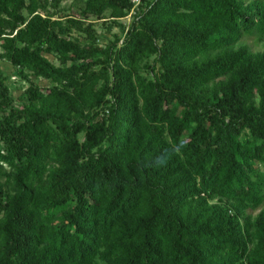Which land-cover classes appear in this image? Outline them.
<instances>
[{"label":"trees","instance_id":"obj_1","mask_svg":"<svg viewBox=\"0 0 264 264\" xmlns=\"http://www.w3.org/2000/svg\"><path fill=\"white\" fill-rule=\"evenodd\" d=\"M60 2L0 0V264H264V0Z\"/></svg>","mask_w":264,"mask_h":264},{"label":"rangeland","instance_id":"obj_2","mask_svg":"<svg viewBox=\"0 0 264 264\" xmlns=\"http://www.w3.org/2000/svg\"><path fill=\"white\" fill-rule=\"evenodd\" d=\"M80 4V0H61L60 2V7L57 10V13L55 14V16H60L63 15L65 13H74L77 14V10H76V6ZM133 17V11L129 12L128 15L122 19H120L119 21L121 22L122 25H124L125 27H127L129 25V23L131 22ZM89 20H92L95 26V29L97 31V33H99L101 35V38L103 40L100 41L101 44L106 43V41H108L109 39L113 38V34L114 33H121L122 28L120 26H113L110 30H108L107 27L103 26V20L101 19H96V18H90ZM73 35L78 36L77 33H73ZM79 39H82L81 36H78ZM241 42L247 43L248 45H250V48L252 50H260L262 49V43H256L252 38H244L242 39ZM52 58V57H50ZM52 60H54L52 58ZM54 62H56L54 60ZM2 68L7 72V73H12L13 69L12 67L7 64L4 61H0ZM140 70L144 72V62H142ZM15 95H18V90H14ZM264 206V203L255 211H248L251 214H256L257 211Z\"/></svg>","mask_w":264,"mask_h":264},{"label":"built area","instance_id":"obj_3","mask_svg":"<svg viewBox=\"0 0 264 264\" xmlns=\"http://www.w3.org/2000/svg\"><path fill=\"white\" fill-rule=\"evenodd\" d=\"M132 1L136 3L138 0H132Z\"/></svg>","mask_w":264,"mask_h":264}]
</instances>
